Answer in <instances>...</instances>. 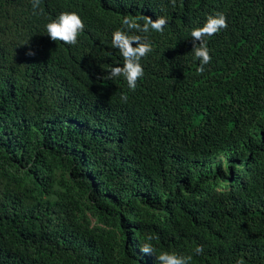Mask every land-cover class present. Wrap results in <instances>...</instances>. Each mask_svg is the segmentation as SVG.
Segmentation results:
<instances>
[{
    "label": "trees",
    "instance_id": "trees-1",
    "mask_svg": "<svg viewBox=\"0 0 264 264\" xmlns=\"http://www.w3.org/2000/svg\"><path fill=\"white\" fill-rule=\"evenodd\" d=\"M36 12L0 0V264H159L160 252L264 264V0H41ZM61 12L85 24L76 46L47 36ZM217 13L228 27L205 38L199 74L191 30ZM161 16L135 91L108 79L123 18Z\"/></svg>",
    "mask_w": 264,
    "mask_h": 264
},
{
    "label": "clouds",
    "instance_id": "clouds-1",
    "mask_svg": "<svg viewBox=\"0 0 264 264\" xmlns=\"http://www.w3.org/2000/svg\"><path fill=\"white\" fill-rule=\"evenodd\" d=\"M41 0H32L33 14H38L36 9L39 8ZM143 25L137 22V18L124 17L122 20V28L117 29L112 33V46L119 50L123 57V66H116L110 69L108 79L123 76L128 88L135 91L137 82L144 76V68L140 61L152 52L151 43L147 39V34L154 31L163 34L168 23L163 16L152 20L151 17H142ZM228 27L227 18L223 13H217L215 16H208L206 23L202 27H197L191 30V40L193 44L192 52L194 59L198 60L199 66L197 72L203 74L205 66L211 63L212 57L209 54L210 50L207 47L206 37H212L218 34L221 30ZM129 32H139L145 35H129L124 29ZM85 24L81 17L76 12H61L60 15L46 24L47 36L53 42H62L69 46L78 44V37L84 31ZM136 45L133 47V45ZM29 57H34L36 51L29 48L26 52ZM121 99L127 102V95H122ZM149 241L151 237L148 238ZM144 255H153L156 249L151 243H145L140 249ZM197 255L202 254L203 247L198 246L195 249ZM159 264H191L192 256L160 252L156 257ZM236 264H245L243 259L237 260Z\"/></svg>",
    "mask_w": 264,
    "mask_h": 264
}]
</instances>
